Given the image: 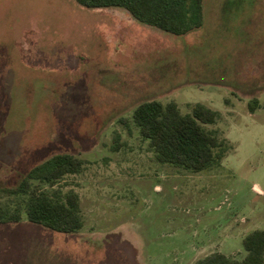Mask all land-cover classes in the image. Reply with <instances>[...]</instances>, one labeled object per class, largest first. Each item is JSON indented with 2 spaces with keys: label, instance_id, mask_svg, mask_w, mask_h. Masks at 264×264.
Here are the masks:
<instances>
[{
  "label": "rangeland",
  "instance_id": "obj_1",
  "mask_svg": "<svg viewBox=\"0 0 264 264\" xmlns=\"http://www.w3.org/2000/svg\"><path fill=\"white\" fill-rule=\"evenodd\" d=\"M205 5L204 26L177 36L122 8L0 0V264L246 257L244 239L264 229V0ZM150 100L217 111L204 126L228 141L225 158L201 173L160 163L133 118ZM58 154L82 172L33 187L79 194L77 233L30 222L17 193Z\"/></svg>",
  "mask_w": 264,
  "mask_h": 264
},
{
  "label": "trees",
  "instance_id": "obj_2",
  "mask_svg": "<svg viewBox=\"0 0 264 264\" xmlns=\"http://www.w3.org/2000/svg\"><path fill=\"white\" fill-rule=\"evenodd\" d=\"M90 8H122L144 25L162 32L184 36L205 24V0H75ZM259 102L253 100L255 112ZM142 136L150 141L156 159L193 173L207 171L221 162L230 150L228 141L208 131L204 125L215 124L219 113L204 104H196L191 114H183L176 102L167 105L157 100L140 103L133 113ZM84 162L72 155L58 154L34 167L21 181L17 193L28 196L26 214L30 222L52 230L72 234L81 231L85 220L79 194L70 190H42L33 181L54 188L70 174H79ZM20 214L5 218L18 222ZM247 252L243 260H236L216 252L195 264H264V229L250 233L244 239Z\"/></svg>",
  "mask_w": 264,
  "mask_h": 264
}]
</instances>
